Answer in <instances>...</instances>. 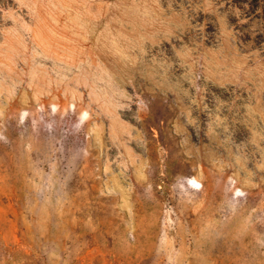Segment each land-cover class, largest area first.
Here are the masks:
<instances>
[{
    "label": "rangeland",
    "instance_id": "374dc122",
    "mask_svg": "<svg viewBox=\"0 0 264 264\" xmlns=\"http://www.w3.org/2000/svg\"><path fill=\"white\" fill-rule=\"evenodd\" d=\"M264 0H0V264H260Z\"/></svg>",
    "mask_w": 264,
    "mask_h": 264
},
{
    "label": "crops",
    "instance_id": "0c3cea01",
    "mask_svg": "<svg viewBox=\"0 0 264 264\" xmlns=\"http://www.w3.org/2000/svg\"><path fill=\"white\" fill-rule=\"evenodd\" d=\"M262 261H261V263L260 264H264V258L263 259H261Z\"/></svg>",
    "mask_w": 264,
    "mask_h": 264
}]
</instances>
